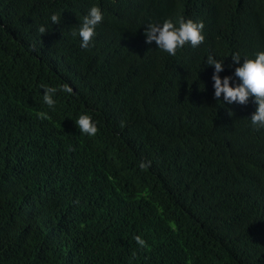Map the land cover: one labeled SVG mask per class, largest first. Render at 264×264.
<instances>
[{"label": "trees", "instance_id": "trees-1", "mask_svg": "<svg viewBox=\"0 0 264 264\" xmlns=\"http://www.w3.org/2000/svg\"><path fill=\"white\" fill-rule=\"evenodd\" d=\"M93 4L104 18L82 48ZM180 18L204 41L145 42ZM259 50L264 0H0V264H264V128L251 98L213 97L205 63L225 59L223 76Z\"/></svg>", "mask_w": 264, "mask_h": 264}, {"label": "clouds", "instance_id": "clouds-1", "mask_svg": "<svg viewBox=\"0 0 264 264\" xmlns=\"http://www.w3.org/2000/svg\"><path fill=\"white\" fill-rule=\"evenodd\" d=\"M62 13L52 12L49 20L52 25L59 24ZM104 12L97 4H93L82 16L78 27L72 32L73 36H79L80 46L88 48L96 34V27L102 22ZM48 26L41 24L38 31L43 34ZM203 21H193L192 19L180 18L177 22L171 19H164L162 22H150L144 29L145 42L155 43L156 48L166 52L169 55H175L179 48L185 44L196 47L204 41ZM243 58V61L241 62ZM232 63L235 65L234 71L230 74L221 75L225 70V59L217 58L209 54L205 63L212 67L211 81L213 88V97L223 102V105H232L233 103L245 105L249 98L255 103V111L252 112L249 121L254 129L264 128V50H259L252 57L241 56L239 52L231 55ZM231 67V65H229ZM43 101L52 108L56 104L55 94L57 87L42 85ZM59 90L71 94L73 88L64 83L59 85ZM222 97V99H220ZM47 117L46 112L40 113ZM75 124L80 133L88 136H94L98 132L97 121L87 112H81L75 119ZM141 167L145 163L141 162ZM139 245H144L145 241L141 236L134 237Z\"/></svg>", "mask_w": 264, "mask_h": 264}]
</instances>
